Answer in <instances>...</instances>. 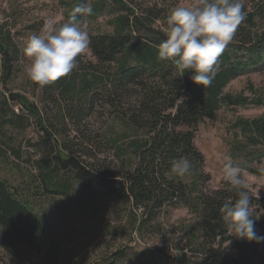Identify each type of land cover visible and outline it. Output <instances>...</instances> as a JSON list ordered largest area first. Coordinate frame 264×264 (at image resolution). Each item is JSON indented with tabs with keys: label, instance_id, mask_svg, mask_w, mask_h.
Listing matches in <instances>:
<instances>
[{
	"label": "trees",
	"instance_id": "trees-1",
	"mask_svg": "<svg viewBox=\"0 0 264 264\" xmlns=\"http://www.w3.org/2000/svg\"><path fill=\"white\" fill-rule=\"evenodd\" d=\"M56 1L62 11L61 23L79 4L86 3L92 8L91 15L78 17L89 32L87 50L92 58L87 59L81 54L77 69L69 75L44 86L31 81L33 89L39 90L40 104L52 103L57 112V124L69 120L80 131L89 119L104 118L108 129L95 143L104 142V148L112 152L114 158L122 160V164L112 163L111 168L89 164L86 168L71 162L68 157L60 159L56 156L59 163L52 160L47 164L46 159L42 160L41 174L49 183H45L46 191L67 195L71 190L70 178L75 179L89 190L83 194L100 193L112 197L113 202L128 203L141 209L144 222L165 208L185 207L200 219V232L195 241L197 258L190 264H264V240L248 241L228 233L220 209L225 202H235L237 192L225 180H221L217 189L206 190L202 171L204 157L194 144L200 124L214 118L223 106L264 105V94L251 89L249 95L243 92L224 94L232 80L264 69V0H244L246 19L219 58L215 77L206 87L194 84L190 72L181 76L171 61L158 59L159 45L166 39V21L177 7L176 0L172 3L164 0ZM13 42L10 31L0 28V83L1 89L9 92L7 97L0 98V110L5 111L3 105L10 100L21 111L34 116L42 130L52 136L43 125L37 104L7 88L20 54L19 47ZM12 112L2 119L3 124L19 120V114ZM232 127V142L229 143L232 163L255 175H264V113L253 119H238ZM81 136L83 140H91L83 132ZM64 146H68L67 141L55 145L58 153H64ZM83 147L88 153L89 148L81 145L80 149ZM182 157L191 162L192 169L189 175L181 178L173 175L170 169L172 163ZM68 162H71L69 167L66 166ZM248 193L255 231L257 236L264 237V198H254L249 190ZM33 208L18 188L0 177V263L3 253H8L21 260H28L31 255L41 256L44 264H57L59 246L50 240L43 253L45 228ZM123 254L114 253L93 264H121ZM176 261V264L189 262L181 257ZM150 264L156 263L150 261Z\"/></svg>",
	"mask_w": 264,
	"mask_h": 264
},
{
	"label": "rangeland",
	"instance_id": "rangeland-1",
	"mask_svg": "<svg viewBox=\"0 0 264 264\" xmlns=\"http://www.w3.org/2000/svg\"><path fill=\"white\" fill-rule=\"evenodd\" d=\"M164 1L172 3L174 0ZM193 2L176 0L177 6ZM48 18H54L57 23L63 19L56 0H0V28L10 31L13 43L20 51L8 78L7 88L12 93L27 96L37 104L43 125L52 134L48 136L34 116L21 111L19 106L8 100V104L3 105L5 111L0 110V177L18 188L32 203L34 211L39 213L45 228L43 253L52 240L59 246L57 264H93L114 253H124L121 264H150V261L176 264L178 257L189 260L179 264H190L197 258L195 241L200 232V219L185 207L165 208L164 212H158L153 219L144 222L141 209L133 208L128 203L113 202L112 197L100 193L83 194V191L89 190L75 179L70 178L71 190L67 195L46 191L45 183L48 181L41 174L40 166L44 169L42 160L46 159L47 164H50L52 160L58 162L56 156L60 159L68 157L71 162H78L86 168L89 164L108 168H111L112 163L116 166L122 164V160L114 158L112 152L104 148L103 141V144L95 143L101 133L108 129L104 118H91L78 131L69 120L61 125L55 122L57 112L51 102L40 104L39 90L34 91L25 71L30 59L23 49L31 36L41 33ZM83 55L87 59L92 58L88 50ZM250 89L264 94V69L232 80L224 93L234 95L243 92L249 95ZM8 94L7 90L1 89L0 98ZM12 111L19 114V120L3 124L2 119L12 115ZM263 113L264 105L223 106L214 118L200 124L194 144L204 157L202 171L206 190L218 188L221 180H224L223 157L229 156L233 123L238 119H253ZM82 132L91 140L84 141ZM65 141L68 146L62 148L64 153H58L55 145H62ZM81 145L89 148L88 153L84 147L80 149ZM71 162L66 166H71ZM241 170L250 193L264 198V175ZM1 258L0 264H44L41 256L35 255L29 256L28 260H21L3 253Z\"/></svg>",
	"mask_w": 264,
	"mask_h": 264
},
{
	"label": "clouds",
	"instance_id": "clouds-1",
	"mask_svg": "<svg viewBox=\"0 0 264 264\" xmlns=\"http://www.w3.org/2000/svg\"><path fill=\"white\" fill-rule=\"evenodd\" d=\"M86 3L74 7L62 23L48 18L39 35L31 36L23 51L30 63L26 66L28 78L40 86L69 75L78 67V57L85 53L90 36L79 16L91 15ZM244 0H194L189 5L177 6L166 21V39L158 48V59L171 61L181 76L190 72L194 84L209 86L215 77L219 58L232 41L238 27L246 19ZM222 173L238 199L223 204L220 211L227 231L236 238L260 242L251 210V198L241 168L223 157ZM192 164L187 158H178L170 172L177 177L190 174Z\"/></svg>",
	"mask_w": 264,
	"mask_h": 264
},
{
	"label": "bare ground",
	"instance_id": "bare-ground-1",
	"mask_svg": "<svg viewBox=\"0 0 264 264\" xmlns=\"http://www.w3.org/2000/svg\"><path fill=\"white\" fill-rule=\"evenodd\" d=\"M61 1H62V0H61ZM61 1L59 0V2H61ZM84 1H86V0H84ZM90 2L93 3V0L90 1ZM160 2H161V1H160ZM162 2H163V1H162ZM64 3H65V0H64ZM126 6H127V3H126ZM128 6H129V5H128ZM129 7H130V6H129ZM70 10H71V9H70ZM71 11H72V10H71ZM67 13H68V12H67ZM69 13H70V12H69ZM66 15H70V14H66ZM64 20H65V19H64ZM9 48H10V47H9ZM4 49H5V48H4ZM6 50H7V49H6ZM4 57H5V56H4ZM10 58H11V57H10ZM12 59H13V58H12ZM5 60H6V59H5ZM3 62H4V61H3ZM4 63H5V62H4ZM8 64H9V63H8ZM3 65H4V64H3ZM80 66H81V65H80ZM82 66H83V65H82ZM7 67H8V65H7ZM84 67H86V66L84 65ZM5 68H6V67H5ZM6 69H7V68H6ZM173 80H174V79H173ZM109 81H110V80H109ZM111 82H112V81H111ZM177 82H178V81H177ZM170 83H171V82H170ZM170 83H169V84H170ZM178 83H179V82H178ZM169 84H167V86H168ZM173 84H174V82H173ZM171 86H172V85H171ZM174 86H175V85H174ZM177 86H178V85H177ZM115 87H116V86H115ZM180 87H181V86H180ZM171 88H172V87H171ZM175 88H177V87H175ZM169 89H170V87H169ZM173 89H174V88H173ZM93 90H94V89H93ZM171 90H172V89H171ZM176 90H177V89H176ZM141 91H142V90H141ZM54 92H55V91H54ZM56 92H58V91H56ZM94 92H95V91H94ZM99 92H100V91H99ZM167 92H168V91H167ZM92 93H93V92H92ZM168 93H169V92H168ZM171 93H172V91H171ZM184 93H185V92H184ZM49 94H50V93H49ZM51 94H52V93H51ZM174 94H175V93H174ZM187 94H188V93H187ZM189 94H190V93H189ZM224 94H225V93H224ZM89 95H90V94H89ZM179 95H180V94H179ZM184 95H185V94H184ZM227 95H228V94H227ZM99 96H100V95H99ZM175 96H177V95H175ZM185 96H186V95H185ZM225 96H226V95H225ZM228 96H229V95H228ZM228 96H227V97H228ZM230 96H231V95H230ZM241 96H244V95H241ZM49 97H50V96H49ZM49 97H48V98H49ZM73 97H74V96H73ZM75 97L77 98V96H75ZM89 97H90V96H89ZM180 97H181V96H180ZM235 97H236V95H235ZM18 98H19V97H18ZM80 98H81V97H80ZM19 99H21V98H19ZM231 99H232V98H231ZM53 100H54V99H53ZM77 100H78V99H77ZM183 100H184V99H183ZM185 100H186V99H185ZM22 101H23V99H22ZM22 101H21V102H22ZM74 101H75V100H73V102H74ZM188 101H189V100H188ZM192 101H193V100H192ZM79 102H80V101H79ZM186 102H187V101H186ZM193 102H194V101H193ZM26 103H27V102H26ZM29 103H30V102H29ZM80 103H82V102H80ZM80 103H79V104H80ZM184 103H185V102H184ZM194 103H195V102H194ZM74 104H75V103H74ZM82 104H83V103H82ZM186 104H187V103H186ZM188 104H190V103L188 102ZM75 105H76V104H75ZM84 105H86V104H84ZM140 105H141V104H140ZM140 105H139V106H140ZM152 105H153V104H152ZM220 105H221V104H220ZM153 107H154V106H153ZM82 108H83V107H82ZM135 110H136V109H135ZM142 110H143V109H142ZM164 110H165V109H164ZM164 110H163V113H165V112L168 111V109H167L165 112H164ZM172 110H173V109H172ZM175 110H176V109H175ZM140 111H141V110H139V112H140ZM143 111H145V110H143ZM182 111H183V110H182ZM132 112H133V111H132ZM132 112H131V113H132ZM134 112H135V111H134ZM115 113H116V112H115ZM137 113H138V112H137ZM142 113H143V112H142ZM144 113H145V112H144ZM148 113H149V112H148ZM145 114H146V113H145ZM165 114H166V113H165ZM132 115H133V113H132ZM139 115H140V113H139ZM166 115H167V114H166ZM130 116H131V115H130ZM138 117H139V116H138ZM147 117L149 118V114H148ZM136 118H137V117H136ZM136 118H134V119H136ZM144 118L146 119V117H144ZM148 118H147V119H148ZM130 119H131V118H130ZM138 119H139V118H138ZM149 119H150V118H149ZM149 119H148V120H149ZM148 120H146V121H148ZM141 121H142V120H141ZM177 121H178V120H177ZM177 121H176V122H177ZM137 122H138V121H137ZM199 122H200V121H199ZM134 123H135V122H134ZM143 123H144V122H143ZM143 123H142V124H143ZM170 123H171V122H170ZM125 124H127V123H125ZM165 124H166V123H165ZM172 124H173V123H172ZM198 124H199V123H198ZM146 125H147V124H146ZM167 125H168V124H167ZM167 125H166V126H167ZM174 125H176V124H174ZM174 125H173V126H174ZM157 127H159V126H157ZM163 127H165V126H163ZM168 127H169V126H168ZM174 127H175V126H174ZM197 128H198V127H197ZM167 129H168V128H166V130H167ZM181 129H182V128H181ZM176 130H177V129H176ZM156 131H157V130H156ZM167 131H168V130H167ZM185 131H187V130H185ZM185 131H184V132H185ZM159 132H160V131H159ZM172 132H174V131H172ZM178 132H179V129H178ZM178 132H177V133H178ZM191 132H193V131H191ZM124 133H125V132H124ZM186 133H188V132H186ZM188 134H189V133H188ZM191 134H192V133H191ZM159 135H160V134H159ZM159 135H158V137H159ZM245 135H246V134H245ZM185 137H186V136H185ZM147 138H148V137H147ZM147 138H146V139H147ZM160 138H162V137H160ZM190 138H191V137H190ZM157 139H158V138H157ZM194 139H195V138H194ZM148 140H149V139H148ZM151 140H152V139H151ZM155 140H156V139H155ZM155 140H154V141H155ZM182 140H183V139H182ZM183 141H184V140H183ZM183 141H182V142H183ZM189 141H190V140H189ZM147 142H148V141H147ZM194 142H195V140H194ZM231 142H232V141H231ZM237 142H239V141H237ZM154 143H155V142H154ZM189 143H190V142H189ZM241 143H242V142H241ZM182 144H185V143H182ZM148 145H149V144H148ZM245 145H246V144H245ZM192 146H193V145H192ZM192 146H191V147H192ZM151 147H152V146H151ZM230 147H231V146H230ZM232 147H234V146H232ZM236 147H237V148L239 147V149L241 150V148H240L239 145H237ZM241 147H243V146H241ZM231 149H232V148H231ZM239 149H238V150H239ZM263 149H264V148H263ZM230 151H231V150H230ZM193 152H194V151H193ZM198 152H199V151H198ZM232 152H233V150H232ZM238 152H239V151H238ZM261 152H263V151H261ZM233 153H234V152H233ZM239 153H240V152H239ZM229 154H230V153H229ZM234 154H235V153H234ZM245 154H246V153H245ZM259 154H260V153H259ZM261 154H263V153H261ZM231 155H233V154H231ZM232 157H233V156H232ZM262 157H263V156H262ZM245 158H246V157H245ZM247 158H248V157H247ZM258 159H259V158H258ZM128 160H129V158H128ZM147 160H148V159H147ZM123 161H124V160H123ZM149 161H150V163H151V160H149ZM235 162H236V161H235ZM148 163H149V162H148ZM233 164H234V163H233ZM132 166H133V165H132ZM131 169H132V167H131ZM100 173H101V172H100ZM105 173H108V172H105ZM108 174H109V173H108ZM98 177H99V176H98ZM104 177H105V176H104ZM101 178H102V177H101ZM225 182H226V181H225ZM220 183H221V182H220ZM82 185H83V184H82ZM224 186H225V185H224ZM222 188H223V187H222ZM216 189H217V188H216ZM215 196H216V195H215ZM254 198H255V196H254ZM256 198H257V197H256ZM160 206H161V205H160ZM166 206H167V205H166ZM158 209H159V208H158ZM166 209H167V208H166ZM156 210H157V209H156ZM35 212H36V211H35ZM156 212H158V211H156ZM159 212H160V211H159ZM163 212H164V211H163ZM165 212H167V211H165ZM36 214H38V213H36ZM155 214H156V213H155ZM38 216H39V214H38ZM39 219H41V218L39 217ZM42 223H43V222H42ZM11 252H12V251H11ZM115 264H116V263H115Z\"/></svg>",
	"mask_w": 264,
	"mask_h": 264
}]
</instances>
